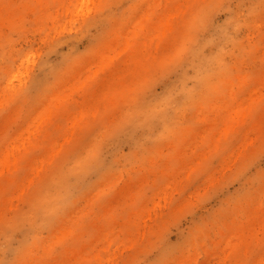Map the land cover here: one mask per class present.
<instances>
[{"label":"rangeland","instance_id":"1","mask_svg":"<svg viewBox=\"0 0 264 264\" xmlns=\"http://www.w3.org/2000/svg\"><path fill=\"white\" fill-rule=\"evenodd\" d=\"M0 264H264V0H0Z\"/></svg>","mask_w":264,"mask_h":264}]
</instances>
